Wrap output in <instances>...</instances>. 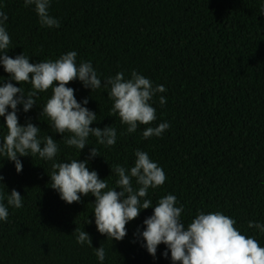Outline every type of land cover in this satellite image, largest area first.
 <instances>
[{"label": "trees", "instance_id": "trees-1", "mask_svg": "<svg viewBox=\"0 0 264 264\" xmlns=\"http://www.w3.org/2000/svg\"><path fill=\"white\" fill-rule=\"evenodd\" d=\"M262 8L264 0H50L49 14L60 27L48 28L39 23L34 5L0 0V11L8 17L7 54L12 58L24 53L30 63H38L75 51L77 64L90 61L102 85L117 72L129 79L135 70L154 87L167 89L151 101L157 119L128 134L118 114H110L113 102L106 89L92 92L79 80L70 82L66 86L75 90L77 101L87 98L85 106L97 114L90 127L111 125L117 131L114 146L98 144L90 136L81 151L67 146L48 117L40 115L51 88L39 94L37 105L27 113L18 105L21 125L30 120L40 127V137L56 140V162L83 161L96 147L101 156L89 160L88 167L107 181L109 189L118 179L110 168L119 164L130 169L137 149L147 152L167 178L162 186L149 189L147 199L153 207L141 210L126 225L125 238L116 241L97 231L94 196L82 195L80 202L68 204L50 187L53 161L38 155L18 157L22 171L17 173L14 162L0 157L3 202L7 205L13 189L23 197V206H8L7 222L0 221V264H100L95 248L101 244L107 253L103 264H172L170 251L168 258L162 255L166 245L160 244L153 258L138 235L155 204L168 194L177 197V206L183 205L185 227L198 211H220L236 220L234 227L241 234L264 247V234L248 228L249 221L264 224ZM5 82L31 90L28 83L10 81L0 64V86ZM161 96L167 100L163 106ZM163 122L170 127L161 137L143 138L146 127ZM6 131L0 117V138ZM132 184L138 187L135 179ZM76 228L91 236L92 247L77 243Z\"/></svg>", "mask_w": 264, "mask_h": 264}, {"label": "clouds", "instance_id": "clouds-1", "mask_svg": "<svg viewBox=\"0 0 264 264\" xmlns=\"http://www.w3.org/2000/svg\"><path fill=\"white\" fill-rule=\"evenodd\" d=\"M32 5L42 27H60L59 20L49 14L50 0H24L25 7ZM261 12L264 13V8ZM7 20V14L0 11V64L9 74L10 81L20 85L22 82L28 83L31 90L25 92L24 88L12 82L0 86V117H4L7 129L0 138V157L14 162L17 173L22 171V162L18 157L38 155L43 160L53 161L49 174L50 187L59 193L60 199L72 204L80 202L82 195L94 196L93 213L97 231L107 239L122 241L127 235L126 225L136 219L141 210L153 207L152 201L147 199L148 192L150 188L155 189L165 183L167 177L163 168L153 162L147 152L137 149L134 166L130 169L119 164L110 168L118 179L115 181L116 186L109 189L107 181L100 179L98 173L90 171L88 167L89 160L101 156L96 147L90 148L88 159L83 161L72 159L56 162L59 153L56 140L51 135L40 137V127L30 120L26 125H21L17 115L18 105H22L23 111L27 113L37 105L39 94L51 88V97L43 105L40 115L48 117L53 132L61 134L67 146L81 151L88 145L90 136H94L98 144L114 146L117 131L111 125L103 129L90 127L97 121V114L85 106L89 102L87 98L82 102L77 101L75 90L66 86L70 82L79 80L84 88L92 92L101 87L106 89L107 97L113 102L110 114H118L121 124L127 125L128 134L134 133L139 125H150L157 119L151 101L167 89L163 85L154 87L150 79L135 70L129 79H125L123 72H117L107 77L102 85L90 61L77 64L75 51L62 54L55 60L45 59L38 63H30V57L24 53L12 58L7 54L11 49L10 35L5 27ZM159 103L165 105L166 98L161 96ZM9 108L11 111H8ZM169 127L168 122L156 127L149 126L142 136L144 139L161 137ZM3 179L0 175V182ZM133 179L138 187H133ZM117 188L120 191H116ZM4 199V194L0 192V221L7 222L8 206L21 208L23 197L13 189L7 196V205ZM177 204V197L173 194L160 198L152 215L143 221L144 230H138V235L145 242L142 246L153 258L156 257L158 246L164 244L166 250L162 255L168 258L170 251L172 264H264V247L253 237L241 234L234 227L235 219L220 211L207 214L198 211L185 227L181 220L184 207ZM87 223L92 221L88 219ZM248 228L264 234V224L249 221ZM73 233L78 244L92 247L91 236L87 232L76 228ZM95 255L103 264L107 253L102 244L95 248Z\"/></svg>", "mask_w": 264, "mask_h": 264}]
</instances>
